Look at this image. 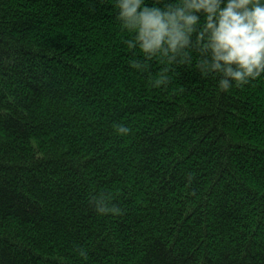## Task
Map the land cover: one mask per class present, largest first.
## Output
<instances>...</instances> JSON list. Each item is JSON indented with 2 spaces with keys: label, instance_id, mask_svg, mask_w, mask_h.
I'll return each mask as SVG.
<instances>
[{
  "label": "trees",
  "instance_id": "16d2710c",
  "mask_svg": "<svg viewBox=\"0 0 264 264\" xmlns=\"http://www.w3.org/2000/svg\"><path fill=\"white\" fill-rule=\"evenodd\" d=\"M121 36L111 0H0V264H264V74L151 87Z\"/></svg>",
  "mask_w": 264,
  "mask_h": 264
},
{
  "label": "clouds",
  "instance_id": "9594fccd",
  "mask_svg": "<svg viewBox=\"0 0 264 264\" xmlns=\"http://www.w3.org/2000/svg\"><path fill=\"white\" fill-rule=\"evenodd\" d=\"M131 68L146 72L149 86L164 87L173 63L191 64L202 76H218L217 88L242 87L264 74V0H111ZM118 135L129 125L116 122ZM111 194L95 197L99 214L119 213ZM81 256L86 253L81 250Z\"/></svg>",
  "mask_w": 264,
  "mask_h": 264
}]
</instances>
